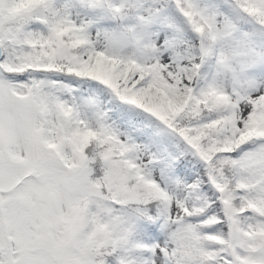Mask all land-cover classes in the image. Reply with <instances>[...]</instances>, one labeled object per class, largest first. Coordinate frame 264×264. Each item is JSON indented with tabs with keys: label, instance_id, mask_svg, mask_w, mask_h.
I'll return each instance as SVG.
<instances>
[{
	"label": "snow or ice",
	"instance_id": "obj_1",
	"mask_svg": "<svg viewBox=\"0 0 264 264\" xmlns=\"http://www.w3.org/2000/svg\"><path fill=\"white\" fill-rule=\"evenodd\" d=\"M0 264H264V0H0Z\"/></svg>",
	"mask_w": 264,
	"mask_h": 264
}]
</instances>
